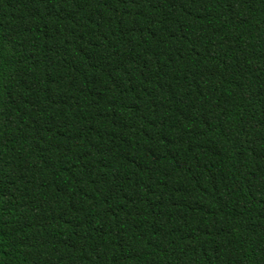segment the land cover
I'll use <instances>...</instances> for the list:
<instances>
[{
    "label": "trees",
    "instance_id": "16d2710c",
    "mask_svg": "<svg viewBox=\"0 0 264 264\" xmlns=\"http://www.w3.org/2000/svg\"><path fill=\"white\" fill-rule=\"evenodd\" d=\"M0 264H264V0H0Z\"/></svg>",
    "mask_w": 264,
    "mask_h": 264
}]
</instances>
